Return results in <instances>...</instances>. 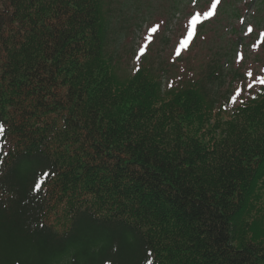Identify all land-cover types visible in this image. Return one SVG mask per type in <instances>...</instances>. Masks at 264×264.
<instances>
[{
	"label": "trees",
	"instance_id": "1",
	"mask_svg": "<svg viewBox=\"0 0 264 264\" xmlns=\"http://www.w3.org/2000/svg\"><path fill=\"white\" fill-rule=\"evenodd\" d=\"M104 2L0 0V264H264V82L122 80Z\"/></svg>",
	"mask_w": 264,
	"mask_h": 264
},
{
	"label": "rangeland",
	"instance_id": "2",
	"mask_svg": "<svg viewBox=\"0 0 264 264\" xmlns=\"http://www.w3.org/2000/svg\"><path fill=\"white\" fill-rule=\"evenodd\" d=\"M104 7L113 12L106 48L122 80L138 67L134 57L140 47L165 77L164 87L183 68L199 74L218 96L241 90L245 98L263 84L264 4L258 0H105ZM235 77L238 86L232 88L229 80Z\"/></svg>",
	"mask_w": 264,
	"mask_h": 264
},
{
	"label": "snow or ice",
	"instance_id": "3",
	"mask_svg": "<svg viewBox=\"0 0 264 264\" xmlns=\"http://www.w3.org/2000/svg\"><path fill=\"white\" fill-rule=\"evenodd\" d=\"M214 6V5H213ZM193 24H195V18L192 21ZM183 43H187V41L183 42ZM181 47H183V44L181 45Z\"/></svg>",
	"mask_w": 264,
	"mask_h": 264
}]
</instances>
